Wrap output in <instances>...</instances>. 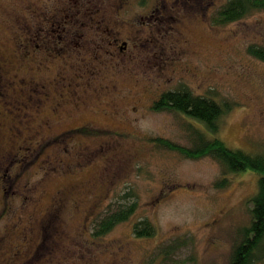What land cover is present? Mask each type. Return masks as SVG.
Listing matches in <instances>:
<instances>
[{"label":"rangeland","instance_id":"374dc122","mask_svg":"<svg viewBox=\"0 0 264 264\" xmlns=\"http://www.w3.org/2000/svg\"><path fill=\"white\" fill-rule=\"evenodd\" d=\"M33 5L47 13L64 4L0 0V63L7 61L12 77L56 71V64L43 57L40 64L36 57L23 56L21 42L26 50L30 47L21 19L32 27L34 18L41 17L27 12ZM200 20L187 36L198 51L188 60L194 69L173 72L169 80L156 77L153 88L156 93L165 86L157 83L171 82L170 88L186 83L194 93L235 102L220 116L216 132L178 113L156 112L147 98L136 108L127 105L128 117L96 116L99 128L116 133L52 138L29 135L27 129L22 137L31 136V148L20 153L23 138L7 129L16 118L0 116V151L5 154L0 156V264L228 263L249 219L247 200L257 190L258 175L251 170L223 175L210 156L186 158L150 139L190 147L189 122L230 148L264 153V60L248 50L264 49V10L218 27ZM5 99H0V111H6ZM80 147L91 155L78 157ZM223 176L226 183L218 186ZM127 194L126 202H137L134 215L103 237H92L94 219ZM144 218L156 233L135 237L132 224ZM252 264H264V257Z\"/></svg>","mask_w":264,"mask_h":264},{"label":"flooded vegetation","instance_id":"af4514ba","mask_svg":"<svg viewBox=\"0 0 264 264\" xmlns=\"http://www.w3.org/2000/svg\"><path fill=\"white\" fill-rule=\"evenodd\" d=\"M225 1L56 0L64 5L47 13L29 7L30 16L41 17L34 18L32 27L21 19L30 47L26 50L21 42L23 56L36 57L40 64L43 57L56 64V71L16 78L9 76L7 61L0 63V99L6 98L0 116L16 118L7 129L19 140L27 129L29 135L52 138L116 133L99 128L96 116L128 117L127 105L136 108L150 98L152 106L165 91L186 84L170 88L171 82H160L168 88L157 87L156 93L153 88L156 77L169 80L173 72L194 69L188 60L198 51L188 32L200 26L201 18L218 27L213 13ZM2 128L0 122V132ZM31 142V136L23 138L17 152L29 150ZM85 155L91 151L80 147L77 156ZM0 156L5 154L0 151Z\"/></svg>","mask_w":264,"mask_h":264},{"label":"trees","instance_id":"16d2710c","mask_svg":"<svg viewBox=\"0 0 264 264\" xmlns=\"http://www.w3.org/2000/svg\"><path fill=\"white\" fill-rule=\"evenodd\" d=\"M264 10V0H226L213 13L212 23L222 26L249 17ZM250 54L264 60V49L248 48ZM211 96L194 93L186 84H180L174 90L165 91L154 101L151 108L156 112H175L182 117L202 124L207 131L216 132L219 129L220 116L231 109L235 102L215 100ZM186 122V121H185ZM190 131L192 145L185 147L160 137H151L157 146L177 151L186 158H201L210 156L226 173L251 170L258 175L257 190L247 200L249 203V219L239 230L229 261L227 264H252L264 257V153H249L241 149L228 147L219 138H207L196 125L186 122ZM156 138V139H155ZM226 176L217 181L218 186L226 183ZM120 195L119 201L112 203L100 217L94 219L90 235L101 238L110 232L114 226L130 219L134 215L136 200L126 202ZM135 237L154 236L156 226L147 218L138 219L132 224Z\"/></svg>","mask_w":264,"mask_h":264}]
</instances>
